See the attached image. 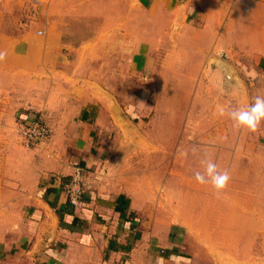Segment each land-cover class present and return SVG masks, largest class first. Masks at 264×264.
<instances>
[{"label":"crops","instance_id":"obj_1","mask_svg":"<svg viewBox=\"0 0 264 264\" xmlns=\"http://www.w3.org/2000/svg\"><path fill=\"white\" fill-rule=\"evenodd\" d=\"M0 50L7 119L41 116L50 131L35 147L18 138L0 152V264H218L191 243L186 216L172 221L154 206L147 178L121 189L118 172L101 170L100 142L115 123L110 89L123 59L149 76L162 54L165 84L179 93L168 103L185 104L184 88L211 99L223 87L242 108L264 96V0H0ZM224 72L225 86L207 79ZM249 134L226 133L229 183ZM256 134L263 149L264 122ZM76 166L83 208L63 191Z\"/></svg>","mask_w":264,"mask_h":264},{"label":"rangeland","instance_id":"obj_2","mask_svg":"<svg viewBox=\"0 0 264 264\" xmlns=\"http://www.w3.org/2000/svg\"><path fill=\"white\" fill-rule=\"evenodd\" d=\"M162 58V54L153 58L154 68L149 76L129 71L122 60V71L116 73V79H112L115 86L110 89L118 103L117 113H112L115 123L106 128L100 142L106 147L108 168L103 166L101 170L105 174L118 172L115 178L121 182V189L147 178L154 206L168 209L172 221L179 220V214L186 216L189 240L207 255L212 251L218 264H264V148L255 146L258 136L251 132L246 150L234 154V182L219 197L211 185L199 184L194 172L203 171V158L212 159L221 171L230 170L226 133L239 129L233 126L227 110L242 108V104L232 103L223 87L211 99L196 97V90L200 95V89L184 88L180 92L185 104L168 103L173 92L176 96L179 93L165 84ZM207 79L225 86L222 80L229 77L224 72V78L219 73L215 77L214 73ZM217 105L225 107L224 116L216 113ZM6 112L0 105V152L5 153L6 146L18 138L27 147L40 144L28 143L24 136L31 122H11ZM38 117L33 121L45 122ZM49 134L50 131L43 141ZM261 141L264 145L263 137ZM251 148L254 152H250ZM241 178L242 183L238 180ZM231 208L236 219L233 223L227 211Z\"/></svg>","mask_w":264,"mask_h":264},{"label":"clouds","instance_id":"obj_3","mask_svg":"<svg viewBox=\"0 0 264 264\" xmlns=\"http://www.w3.org/2000/svg\"><path fill=\"white\" fill-rule=\"evenodd\" d=\"M7 53L0 50V62L6 59ZM216 113L221 116L226 114L222 105L216 106ZM227 115L233 122V126L255 133L264 122V96L254 97V102L245 108H232L227 110ZM203 171H195L194 178L201 185H211L219 197L228 187L231 175L228 170L221 171L218 164L212 159L203 158L200 161Z\"/></svg>","mask_w":264,"mask_h":264},{"label":"built area","instance_id":"obj_4","mask_svg":"<svg viewBox=\"0 0 264 264\" xmlns=\"http://www.w3.org/2000/svg\"><path fill=\"white\" fill-rule=\"evenodd\" d=\"M49 129L45 124L37 121H32L27 127L25 138L28 143L38 144L48 135ZM83 169L76 166L73 174L69 177L63 185V191L69 203L75 208H83L85 206V189L83 183ZM60 180L61 178H57Z\"/></svg>","mask_w":264,"mask_h":264},{"label":"water","instance_id":"obj_5","mask_svg":"<svg viewBox=\"0 0 264 264\" xmlns=\"http://www.w3.org/2000/svg\"><path fill=\"white\" fill-rule=\"evenodd\" d=\"M220 64L225 65L222 61L220 62Z\"/></svg>","mask_w":264,"mask_h":264},{"label":"bare ground","instance_id":"obj_6","mask_svg":"<svg viewBox=\"0 0 264 264\" xmlns=\"http://www.w3.org/2000/svg\"><path fill=\"white\" fill-rule=\"evenodd\" d=\"M122 116V115H121Z\"/></svg>","mask_w":264,"mask_h":264}]
</instances>
